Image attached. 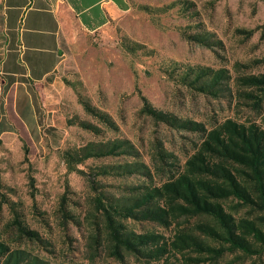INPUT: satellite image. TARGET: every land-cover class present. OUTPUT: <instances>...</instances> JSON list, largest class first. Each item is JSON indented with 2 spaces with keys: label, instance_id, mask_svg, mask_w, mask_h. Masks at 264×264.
I'll return each instance as SVG.
<instances>
[{
  "label": "rangeland",
  "instance_id": "374dc122",
  "mask_svg": "<svg viewBox=\"0 0 264 264\" xmlns=\"http://www.w3.org/2000/svg\"><path fill=\"white\" fill-rule=\"evenodd\" d=\"M174 1L114 0L105 23L94 21L89 27L65 12L56 68L31 81L1 71L6 41L0 0V237L12 247L21 245L48 264H162L132 255L121 262L110 255L106 244L93 251V227L99 220L93 201L98 193L84 175L68 171L64 152L90 142L129 140L138 158H91L77 165L98 175L103 166L146 164L152 180L139 174L95 178L102 191L118 196L126 187L166 180L167 170L181 168L202 139L198 133L171 128L144 114L143 96L156 109L206 128L226 118L264 126V101L258 113L228 92L219 98L197 93L167 70L176 63L224 68L235 86L236 76L264 74V0H186L192 6L186 15L180 7L162 11ZM198 24L215 35L216 44L200 46L181 36ZM125 42L139 50L127 53ZM80 97L107 113L118 130L111 131L88 115ZM82 121L101 127L102 133L83 129ZM16 217L37 231L46 246L21 239L13 225ZM183 223L191 226L194 220ZM127 224L137 233L167 238L176 230L175 225L164 228L151 222ZM218 264H264V256L236 253Z\"/></svg>",
  "mask_w": 264,
  "mask_h": 264
},
{
  "label": "trees",
  "instance_id": "16d2710c",
  "mask_svg": "<svg viewBox=\"0 0 264 264\" xmlns=\"http://www.w3.org/2000/svg\"><path fill=\"white\" fill-rule=\"evenodd\" d=\"M4 3L7 46L1 71L7 76L28 75L31 81L40 80L55 70L57 55L62 53L57 50L54 34L57 23L47 8L42 11L30 9L32 0H4ZM189 4V1L177 0L162 11L180 7L186 15L192 10ZM197 15L196 12L194 16ZM181 36L200 46L216 44L215 35L200 24L195 25L193 30H183ZM123 48L127 53L139 50L128 42L123 43ZM178 69L181 71L177 72ZM167 70L176 81L197 93L219 98L228 92L231 98L238 97L246 102L251 110L262 111L264 74L236 76L233 88L232 77L224 68L176 63L169 65ZM80 98L88 115L105 128L118 130L107 113ZM142 100V112L156 122L198 133L202 139L181 168L167 170L166 180L158 184L150 181L129 186L118 196L102 191L95 178L98 175L139 174L152 180L150 168L142 162L133 161L103 166L95 176L78 169L77 165L91 158H138L139 153L129 140L90 142L64 152L68 171L84 175L98 193L93 201L94 211L99 216L93 227V251L97 252L106 244L110 255L121 262L125 255H132L148 263L157 261L162 264H218L227 255L236 253L247 258H262L264 126L255 121L226 118L206 128L202 123L181 120L156 109L144 96ZM80 126L95 135L102 133L101 127L85 121L80 122ZM63 216L70 218L67 212ZM190 220H194L191 226L183 223ZM128 221L151 222L164 228L175 225L176 230L171 238L154 232L137 233L128 226ZM13 225L21 239L46 246L39 233L25 226L18 217L13 220ZM23 248L21 245L12 247L0 237V264H48Z\"/></svg>",
  "mask_w": 264,
  "mask_h": 264
},
{
  "label": "crops",
  "instance_id": "0c3cea01",
  "mask_svg": "<svg viewBox=\"0 0 264 264\" xmlns=\"http://www.w3.org/2000/svg\"><path fill=\"white\" fill-rule=\"evenodd\" d=\"M113 4H114V0H32L30 9H36L39 11H42L44 8L48 9L54 21L57 23V30L54 34L56 39L57 50H61V40H60L61 20L64 17L65 12L67 13L69 12L71 15H74L77 18H79L81 24L84 26L87 27L94 26L93 24L94 21H99L100 25H102L106 21L108 9L110 7H113ZM4 13H5V3H4ZM5 20H6V13H5ZM42 33H46V32L42 31ZM5 35L6 33H4V38ZM5 41L7 46L6 38ZM40 50H44V49L40 48ZM5 53H6V48H5ZM58 57L59 54L57 55V63H58ZM4 58L5 56L2 58V62ZM56 65L54 69L56 68ZM25 77H28V75Z\"/></svg>",
  "mask_w": 264,
  "mask_h": 264
}]
</instances>
